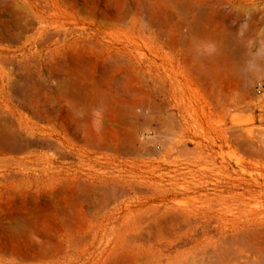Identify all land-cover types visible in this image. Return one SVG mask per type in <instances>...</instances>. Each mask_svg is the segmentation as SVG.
<instances>
[{
  "label": "rangeland",
  "instance_id": "rangeland-1",
  "mask_svg": "<svg viewBox=\"0 0 264 264\" xmlns=\"http://www.w3.org/2000/svg\"><path fill=\"white\" fill-rule=\"evenodd\" d=\"M195 1L0 0V133L20 145L0 142V264H226L190 234L158 252L143 230L145 192L175 172L264 209V0L200 25L249 53L215 80Z\"/></svg>",
  "mask_w": 264,
  "mask_h": 264
},
{
  "label": "bare ground",
  "instance_id": "bare-ground-1",
  "mask_svg": "<svg viewBox=\"0 0 264 264\" xmlns=\"http://www.w3.org/2000/svg\"><path fill=\"white\" fill-rule=\"evenodd\" d=\"M185 4H183V6H185ZM207 4L208 6L210 5L209 9H205L204 7ZM255 4L256 3L254 0H196L192 4V6L189 7L190 4H187L188 5L187 7L185 6V10L192 9L198 12L196 17L192 20V22L187 23V25L189 24L188 29H190L189 27H191L190 33H196V34L199 33L202 37L200 38L206 40L205 41L207 42L206 44L211 42L212 45L213 44L217 45L218 48H215L216 49L215 51H217L216 52L217 54L218 52L221 54L219 57V54L218 55L215 54L214 56L211 54H210L211 56L209 55L205 56L202 53V55H204L206 59L205 61H208L213 64L211 70H209L210 69L209 67L211 66L209 65L207 67L209 69L208 70L206 69L205 70L206 72L204 71L205 76L209 77V79L212 78L215 80L216 78L218 79L220 77L218 76L220 72L219 71L217 72V70H220V69L216 67V66H220V61L221 63L224 62L223 65L226 69H229V68L235 69L237 66L236 65L237 63H234V61L239 59L241 62L237 60L239 61L238 64L240 63L242 64V62L246 59L247 61H249L248 59L249 53H247V51L242 47H238L235 50L231 49L235 44L232 46L231 43L227 40V37H224L226 38L224 39L222 37L223 35L221 36V34H224V33L220 32L221 33L220 35L219 33L218 34H215V33L211 34L208 32L206 33L200 29V25L203 23V21L205 22V20H209L212 16H214L216 12L219 13L220 10L222 9L221 7L225 6L226 8L227 7L226 5H229L231 9L232 8L233 9H246L251 6H255ZM185 10L183 11L185 12ZM223 12L221 13L223 14ZM232 18L234 19V17ZM230 45L232 47H230ZM250 57L251 56H249V58ZM258 63L259 61L257 62V64ZM244 64H245V61L243 62V66H245ZM238 67H241V66H238ZM241 68L243 69L244 67H241ZM227 73L231 74V71ZM232 73H234V71ZM3 85L6 86L4 78H3ZM163 87L164 88L162 91V95L166 96V92L169 91L170 98H173L174 100L177 101L178 94H176L175 92L176 88L170 85V89L166 90V85ZM181 98L183 99V97ZM181 100L180 102H182ZM183 103H186V102L184 101ZM48 105H49V102H48ZM174 108H176L177 113L175 114L172 113L171 115L173 117L175 116L179 117L181 121H185L186 114L188 111V108L185 106V104L184 105L180 104L177 101ZM53 117L51 115L50 116L48 115V119L47 118L46 119L49 123H53L52 121ZM21 126H23V124H21ZM25 129H26L25 131H27L32 136L35 133V128L30 127L29 125H27ZM14 134L17 135V133H14ZM7 136L8 134L6 135V133L2 132V135L0 133V142L3 141V143H7L8 140L9 139L11 140L12 138L13 139L16 138L15 142L19 141L17 140L19 136L15 137L14 135H12L10 138H8L10 135L8 137ZM32 138H35V137L33 136ZM44 141L46 142L47 140H44ZM55 142L56 141L45 143V144L49 148H55L56 146L54 145ZM17 145H19V142ZM33 146H36V145L33 144ZM14 147H16V145L12 146V148ZM22 147H24V145ZM19 148H20V145H19ZM15 149L17 150V148ZM105 149L106 150L108 149V151L110 150L108 145L105 146ZM199 176L200 175H198V172L194 170H190L189 172L184 173V174H178L175 172V174L172 176L171 181L168 184L154 182L153 183L154 186L151 187V189H149L147 192H145V197H146L145 199L148 200V207L145 210V213L147 214L146 215L147 219L145 218L146 220V222H144L145 229L143 230H145L146 235L150 239L154 240L157 251L158 252L163 251L162 247L159 248V243L158 244L156 243L159 238L161 239L165 238L163 242L165 241L170 242V240H173L177 237L190 234L192 236V239L195 241L196 245L201 246V249L199 248V250H201L200 251L201 254L203 253L204 255L224 257L226 258L225 260H228L226 261V264H264V209L263 210L258 209L259 210L258 211L254 208L253 191L248 188H243L244 191L242 192L238 191V189L241 187V184H240L235 189H232L231 191H229L230 195H226V196H229L227 197L226 201H225L226 196L225 198L223 196L222 197L223 201L221 202V201H218L216 198L211 197L209 193L201 192L204 185H206V183L204 182L205 183L204 184L203 182H201V180L198 179ZM110 179H113V178H110ZM207 182L209 183V181ZM127 186L129 187V188L127 187L128 189H131V190L133 189L131 184H127ZM213 223H216V225H213ZM211 229L215 230V235H213V231ZM153 247L155 248V245Z\"/></svg>",
  "mask_w": 264,
  "mask_h": 264
},
{
  "label": "built area",
  "instance_id": "built-area-1",
  "mask_svg": "<svg viewBox=\"0 0 264 264\" xmlns=\"http://www.w3.org/2000/svg\"><path fill=\"white\" fill-rule=\"evenodd\" d=\"M261 88H262V86H259V87H258V91H260V90H261Z\"/></svg>",
  "mask_w": 264,
  "mask_h": 264
}]
</instances>
